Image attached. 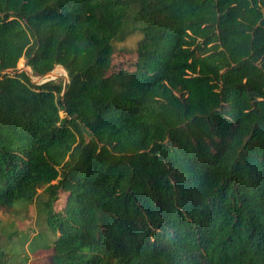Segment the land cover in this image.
Listing matches in <instances>:
<instances>
[{"label":"trees","instance_id":"obj_1","mask_svg":"<svg viewBox=\"0 0 264 264\" xmlns=\"http://www.w3.org/2000/svg\"><path fill=\"white\" fill-rule=\"evenodd\" d=\"M33 204L45 264H264V0H0V211Z\"/></svg>","mask_w":264,"mask_h":264},{"label":"rangeland","instance_id":"obj_2","mask_svg":"<svg viewBox=\"0 0 264 264\" xmlns=\"http://www.w3.org/2000/svg\"><path fill=\"white\" fill-rule=\"evenodd\" d=\"M139 38L140 35L138 33H133L122 41L113 42V45L117 49H134ZM112 60L113 67L116 70L120 68L132 69L136 61V55L133 52L124 53L119 51L114 53ZM17 67L29 72L28 67L25 66L24 59L19 60ZM51 72H54L53 76L49 75ZM29 76L32 82L36 84H42L46 82V80H55L63 84L68 80L66 70L60 65L55 66L52 71L45 74L43 77H35L31 74ZM65 195V191L59 193V200L56 202L53 209H59L61 203L65 199ZM45 222V215L37 214L34 204L30 206L29 210L16 208L12 212L0 211V246L6 247L7 249H14L13 252L15 254L26 252L28 257L27 264H45L49 251L39 249L36 252H32L28 246L30 240L38 234L52 240L53 235L45 227ZM37 239L38 242L42 240L40 237ZM23 241H25L23 245L24 248L22 247ZM14 261L15 260L12 259L8 264H17Z\"/></svg>","mask_w":264,"mask_h":264},{"label":"water","instance_id":"obj_3","mask_svg":"<svg viewBox=\"0 0 264 264\" xmlns=\"http://www.w3.org/2000/svg\"><path fill=\"white\" fill-rule=\"evenodd\" d=\"M25 66H26V64H25ZM21 70H23L22 68H18V71H21ZM44 76V75H43ZM47 81V80H46ZM68 81V80H67ZM67 81H65L64 83H63V86H65V84L67 83Z\"/></svg>","mask_w":264,"mask_h":264},{"label":"built area","instance_id":"obj_4","mask_svg":"<svg viewBox=\"0 0 264 264\" xmlns=\"http://www.w3.org/2000/svg\"><path fill=\"white\" fill-rule=\"evenodd\" d=\"M23 70H25V69H23ZM35 77H43V76H35ZM32 81V80H31Z\"/></svg>","mask_w":264,"mask_h":264}]
</instances>
